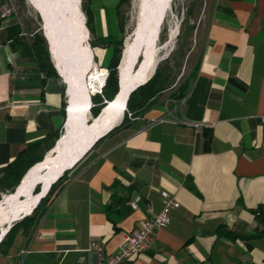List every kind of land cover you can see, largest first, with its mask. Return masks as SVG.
<instances>
[{
	"label": "crops",
	"instance_id": "crops-1",
	"mask_svg": "<svg viewBox=\"0 0 264 264\" xmlns=\"http://www.w3.org/2000/svg\"><path fill=\"white\" fill-rule=\"evenodd\" d=\"M120 1L115 13L92 10L98 39L119 38ZM15 25L23 45L34 38L14 15L4 17L0 180L30 145L64 126L70 102L49 45L52 74L15 41H5ZM87 34L93 73L108 76L100 65L109 50L92 48L88 28ZM206 40L182 105L159 103L125 124V113L114 117L68 170L64 188L20 224L5 252L0 248V264H94L92 243L117 253L123 234L163 210L162 192L180 207L171 211L168 227L156 230L152 249L132 264H264V0H215ZM13 194L0 186L2 201Z\"/></svg>",
	"mask_w": 264,
	"mask_h": 264
},
{
	"label": "bare ground",
	"instance_id": "bare-ground-1",
	"mask_svg": "<svg viewBox=\"0 0 264 264\" xmlns=\"http://www.w3.org/2000/svg\"><path fill=\"white\" fill-rule=\"evenodd\" d=\"M28 1L42 13L45 21L43 29L55 63L60 74L68 81L69 118L67 134L56 148V152L63 154L57 169H51L55 162V153L49 152L45 161L29 171L18 192L7 197L4 196V200H1L0 241L9 231V224L17 218L23 217L24 214L26 216L32 214L52 185L66 172H63V169L90 150L96 139L112 126L116 120L114 117L119 115L121 118L124 115L127 95L134 86L152 77L160 60L158 59L159 34L172 4V0H139L138 38L136 44L132 43V39L126 42L124 58L120 66L122 92L117 100L110 102L102 116L95 121L94 131L87 138L79 137L78 140H75L73 136H77L83 127H87L95 120V118L88 120L91 108L90 96L93 94L88 90L91 89L96 93L102 89L107 73L105 71L99 74L91 73L94 62H92L90 47L86 42L88 34L84 14L81 10V0ZM66 14L67 16H65ZM61 17L66 20L63 24H58V18ZM174 35L175 33L172 31L171 38ZM144 48H147L145 57L142 55ZM140 57L142 60L144 59V63L141 70L135 75L136 68L141 62H139ZM74 145H77L75 153L69 157L68 153ZM48 169L49 172H46ZM40 182L44 186L43 191L38 194L32 193Z\"/></svg>",
	"mask_w": 264,
	"mask_h": 264
},
{
	"label": "rangeland",
	"instance_id": "rangeland-1",
	"mask_svg": "<svg viewBox=\"0 0 264 264\" xmlns=\"http://www.w3.org/2000/svg\"><path fill=\"white\" fill-rule=\"evenodd\" d=\"M110 1L111 0H81V10L83 11L86 21L87 16L84 7L88 6L89 3L91 4L92 10L98 9L99 6H104L109 12L111 11L112 13L113 11V13H115L118 0H116V3H113L115 1ZM117 10L118 22L121 23L124 28V34H121L119 29L116 34V36L119 37L117 40H122L123 38V42L117 46V50H120V56L122 57L126 42L132 39V33L139 20V0H121ZM214 10L215 0H172L170 11L166 14L158 38V59L160 60L155 68L154 74L159 70V83L160 86L165 88L158 97V103L167 102V104H174L177 106L182 102L183 98H180L181 89L184 88L186 90L194 81L196 68L206 48L207 28ZM0 13L2 18L14 15L18 21L23 24L22 26L26 32H33L34 38L35 36L43 37L44 39L41 40V46L42 48L47 46L49 50V44L44 37L45 31L43 29L41 17L36 8L31 5L28 0H5L4 5H0ZM172 31L175 35L171 38ZM89 42L95 43L97 45L96 47L109 50L107 63L100 65L102 68L107 69L114 55L115 46H109L110 41L108 38L101 40L93 35H91ZM120 66L121 64L119 63V67ZM91 73H93V70ZM88 92L94 93L91 89H89ZM90 119H92V115L89 113L88 120ZM47 154H45V157ZM39 191L40 186L38 188L36 187L32 193L38 194L40 193ZM45 202L46 200L38 204L37 207H39V209L34 218L41 212V208ZM31 215L24 218H17L13 223L9 224L8 227L11 228L12 225L14 226L21 223L25 218V222L21 225L28 223Z\"/></svg>",
	"mask_w": 264,
	"mask_h": 264
},
{
	"label": "trees",
	"instance_id": "trees-1",
	"mask_svg": "<svg viewBox=\"0 0 264 264\" xmlns=\"http://www.w3.org/2000/svg\"><path fill=\"white\" fill-rule=\"evenodd\" d=\"M4 3L5 0H0V5H4ZM84 11L87 16L86 26L90 34L95 36L94 18L90 3L88 6L84 7ZM3 21L4 18L1 17V13H0V28L2 26ZM119 27L121 34H124V28L121 23H119ZM21 34H22V30L19 25L12 26L6 30L5 41H9V40L15 41L18 47L20 48V51L23 54L30 53L29 55L35 56V59L38 62V66L43 72H47L49 74L54 73L55 69L51 62L48 47L46 46L45 48H42L41 46V40L44 38L40 36H35V38L32 40V43L30 45L27 44L23 45L21 43L22 39L20 38ZM108 39L110 41L109 46H115V52L110 62V65L107 68L109 73L101 94H96L91 98L92 107L90 113L92 115V118H96L99 116L101 110L105 107V102L113 101L114 97L117 95L119 90L118 67L121 60V56H120V50L119 51L117 50V46H119L123 42V38L122 40H117L116 38L113 37H109ZM90 45L92 48L97 46L93 42H91ZM24 46L25 48L27 47V51L25 50ZM140 60L141 58L139 59V61ZM198 68H199V64L196 68L197 69L196 73L198 71ZM195 77L196 75L194 76V79ZM159 79H160V72L159 70H157L153 75V77H151L147 81V83L138 87L134 92L130 94L126 104L125 117L122 124H125L128 121V113H131L133 117H139L144 115L146 112L153 109L155 106L159 104L158 97L160 93L165 89L162 86H160ZM190 86L186 90L184 88L181 89L180 98H184L187 95ZM63 116H65V103L63 104ZM62 127L63 126H61L58 130H55L52 134L47 135L43 140L30 145L26 150V152L20 156L18 161H16V163H14L9 168L8 172L0 180V186H3L7 191L10 192V194L15 193L20 186L17 188L16 191H14L15 188L19 185L21 179L26 174V172L34 165L35 166L39 165L43 161L45 154H47L49 151L53 149L56 141L62 135V131H63ZM115 129L116 128H114L112 131H114ZM67 174L68 171H66L64 175L52 185L47 196L44 199H42L41 202H39L40 204L43 203L45 200L48 201L52 199V196H54V194H57L64 188L63 182L66 179ZM39 186L41 191L42 185L41 184L38 185L37 188ZM190 188L193 191H195L193 186H190ZM0 201H1V197H0ZM38 209L39 207H37L32 212V215L29 218L28 222H31L34 219V216L37 213ZM258 214L262 216V212H258ZM25 220L26 218L21 223L14 225L6 234L4 239L1 241L0 248L3 250V252H5L6 249L13 243L20 224L24 223Z\"/></svg>",
	"mask_w": 264,
	"mask_h": 264
},
{
	"label": "built area",
	"instance_id": "built-area-1",
	"mask_svg": "<svg viewBox=\"0 0 264 264\" xmlns=\"http://www.w3.org/2000/svg\"><path fill=\"white\" fill-rule=\"evenodd\" d=\"M100 91L101 89L92 95H96ZM182 103L183 101L180 105ZM128 119L135 120L136 118L131 113H128ZM164 119L166 118L160 120ZM194 127L199 128L200 125L195 124ZM161 195L164 203L163 210L158 214L150 213L141 220L138 229L123 234L122 244L117 253L107 254L102 246L92 243L89 251L95 258L94 264H132L135 257L152 249L155 243L156 230L168 227L171 211L180 207V203L168 192H162ZM130 205L133 209H137L135 203Z\"/></svg>",
	"mask_w": 264,
	"mask_h": 264
},
{
	"label": "water",
	"instance_id": "water-1",
	"mask_svg": "<svg viewBox=\"0 0 264 264\" xmlns=\"http://www.w3.org/2000/svg\"><path fill=\"white\" fill-rule=\"evenodd\" d=\"M50 1L53 2L52 0H50ZM38 13H39V15H40V17H41L42 22L44 23L45 21H44V18H43L42 13H41L40 11H38ZM65 16H67V14H66ZM58 19H59V20H58V21H59L58 24H60V23L63 24L64 21L66 20V18L64 19V18H62V17H61V18H58ZM63 19H64V20H63ZM67 20H69V19H67ZM58 21H57V22H58ZM138 29H139V26H138V22H137L136 27H135V29H134V31H133V33H132V36H133V38H132V43H133V44H136V41H137V38H138ZM125 47H126V45H125ZM144 47H145V46H144ZM146 49H147V48H144V51H143V54H142L143 57H145V53L147 52ZM124 52H125V49H124V51H123V53H122V57H121V60H120V64H122V61H123V58H124ZM143 63H144V59L141 60L140 64L137 66L136 71H135V75H137L138 72H139V70H141V67H142ZM147 81H148V80H144V81H141V82L137 83V84L134 86V88L128 93L127 98H126V101H125L124 109L126 108V104H127V101H128V98H129L130 94H131L132 92H134L138 87H140V86L144 85L145 83H147ZM118 84H119V90H118L117 95L114 97L113 101H114V100H117L118 97L120 96L121 92H122L121 70H120V67L118 68ZM113 101H111V102H113ZM109 105H110V102L107 103V105L101 110L99 116L96 117L95 120H93V122H92L90 125H88V126L85 127V128L83 127L82 130L78 133L77 136H76V135L73 136L74 139H75V140H78L79 137H80V138H87V136H88L90 133H92V132L94 131V128H95V121L98 120V119L102 116V114L104 113V111L106 110V108H107ZM68 116H69V106H68V110H67V117H66V120H65V123H64V126H63V132H62V135H61V137L56 141V143H55L53 149H52L51 151H49V152H52V151H53V153H55V156H54V158H55V162H53L54 165L52 166L51 169H57V167L60 165V162L62 161V158H63V157H62L63 154H60V153L56 152V148H57L58 144L60 143V141H62L63 137L66 136V134H67V123H68V118H69ZM106 133H107V132H106ZM106 133H105V134H106ZM105 134H104V135H105ZM104 135H103V136H104ZM101 137H102V136H101ZM75 148H77V145H74L73 148H72V150L68 153V156H69V157H71V155L75 153ZM89 148H90V147H89ZM89 148H88V149H89ZM81 157H82V156H81ZM81 157L78 158L77 160H75L74 162L70 163L68 166H66V167L63 169V172H64V171H68L71 167H73V166H74V165H75V164L81 159ZM45 158H46V157H44L43 161H45ZM65 158H66V157H65ZM65 158H64V159H65ZM34 166H35V165H34ZM34 166H33V167H34ZM33 167H31V168H33ZM31 168H30V169H31ZM30 169L26 172V174L30 171ZM46 172H49V169H48ZM26 174L23 176V178L21 179L19 185L15 188L14 191H16L17 188L20 186V184H21V182L23 181V179L25 178ZM25 215H26V214H25ZM25 215H24V216H25Z\"/></svg>",
	"mask_w": 264,
	"mask_h": 264
}]
</instances>
